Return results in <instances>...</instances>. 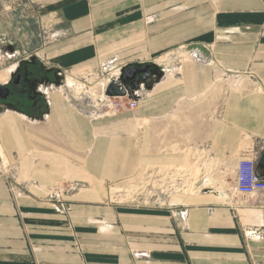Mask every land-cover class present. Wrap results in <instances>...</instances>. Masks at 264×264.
<instances>
[{
  "label": "crops",
  "instance_id": "1",
  "mask_svg": "<svg viewBox=\"0 0 264 264\" xmlns=\"http://www.w3.org/2000/svg\"><path fill=\"white\" fill-rule=\"evenodd\" d=\"M30 1L53 34L41 61L62 73L119 75L180 46L196 57L154 71L131 117L92 121L57 80L39 110L0 113V143L21 157L17 178L0 171V264H264V191H235L238 161L264 154V0ZM140 164L144 194L107 200L101 183ZM61 176L100 181L53 198Z\"/></svg>",
  "mask_w": 264,
  "mask_h": 264
},
{
  "label": "rangeland",
  "instance_id": "2",
  "mask_svg": "<svg viewBox=\"0 0 264 264\" xmlns=\"http://www.w3.org/2000/svg\"><path fill=\"white\" fill-rule=\"evenodd\" d=\"M52 35L53 34H50L43 24L41 17L38 14L36 4L32 3L30 0H0V72L5 73V71H7L9 78L14 65L21 59L28 58H33L32 63L35 67L40 64H45L47 66L45 59H42L41 61L40 52L41 49L52 40ZM187 51L190 50H187L186 46H180L176 50L151 58L150 60L145 59L138 63L125 64L117 71L120 73L121 69L130 66L143 70V67L150 64V62L151 64H155V68L158 71V68L162 69L163 64H166L167 61L174 60L177 63H180L181 61L194 59L188 55ZM59 72L62 74V79L59 82L60 86L56 87V90H59L62 93L70 106L87 114L92 121L103 120L105 118L131 117L134 109L138 105L139 99L133 98L132 96L129 97L127 94V96H109L105 94L104 88L110 83L112 74L114 75L116 73V71H112L110 67L107 68L103 65H99V67L78 73L70 71L65 73H62L61 71ZM155 73L157 72L155 71ZM225 73L227 72L221 70L218 75L219 77L226 79ZM151 75H147L142 80V83L147 82ZM223 78L221 80L218 78V82L221 81V86L226 85V81ZM119 97L124 98L120 99ZM131 100L136 101L134 107L131 106L133 103ZM134 138L138 141L137 131ZM152 153L160 154L163 153V151L152 150ZM190 154L193 159L196 158L195 151L191 150ZM19 158L21 157L16 152L10 154L7 153L0 143L1 172L8 174L13 179L17 178V173L19 172L18 167L21 162V159ZM189 168H193L187 170L195 174L194 166H189ZM180 169L181 167H178L175 172L179 173ZM184 169H186L185 166ZM152 172L153 167H150L148 164H140L132 176L118 181L102 182V185H100L103 187L107 200L124 202V204L131 205L132 203H135L136 194H138V192L144 194L143 189L147 188V180L153 176V174H151ZM220 177L221 181L224 182L225 178H227L226 169L224 172H220ZM70 179L71 178L67 176L59 177L48 188L49 192L54 189H60L61 192H66L64 189L70 184L77 183L78 186L76 185V188H81L84 185L90 186L92 182L89 181L91 180L95 181L96 179V183L97 181H100L97 180V178L78 182L71 181ZM105 197L103 200H105ZM141 199L145 200L144 203L147 204L146 200H148V197L142 196Z\"/></svg>",
  "mask_w": 264,
  "mask_h": 264
},
{
  "label": "flooded vegetation",
  "instance_id": "3",
  "mask_svg": "<svg viewBox=\"0 0 264 264\" xmlns=\"http://www.w3.org/2000/svg\"><path fill=\"white\" fill-rule=\"evenodd\" d=\"M32 62L33 58L21 59L14 65L10 77L2 84L7 89L5 97H0L2 110L35 112L36 109L42 108L41 85L60 81L62 74L55 68L45 67L43 64L35 67ZM154 71L155 69L150 66L143 69L141 74L146 77Z\"/></svg>",
  "mask_w": 264,
  "mask_h": 264
},
{
  "label": "built area",
  "instance_id": "4",
  "mask_svg": "<svg viewBox=\"0 0 264 264\" xmlns=\"http://www.w3.org/2000/svg\"><path fill=\"white\" fill-rule=\"evenodd\" d=\"M188 55H190L192 58L196 57V54L193 51H187ZM119 75H117L118 77ZM106 88V87H105ZM104 88V89H105ZM120 99H123L122 97H119ZM135 100V99H134ZM133 103L131 106L136 105V101L131 100ZM123 103V102H122ZM11 179H9V189L13 191ZM76 184H70L69 186L65 187L64 190L66 191H73L76 189ZM78 186V185H77ZM63 190V191H64ZM235 191L238 194L243 195H250L257 191H264V176L261 175L257 169V163L252 158H241L236 166V178H235ZM61 192L60 189H54L52 190L51 197H59V193ZM59 204L61 208L65 209V204L63 201L59 199ZM247 234L249 235H259V232L255 229H248Z\"/></svg>",
  "mask_w": 264,
  "mask_h": 264
},
{
  "label": "water",
  "instance_id": "5",
  "mask_svg": "<svg viewBox=\"0 0 264 264\" xmlns=\"http://www.w3.org/2000/svg\"><path fill=\"white\" fill-rule=\"evenodd\" d=\"M149 66H153L155 71L158 73L155 68V64H147L143 68L145 69ZM140 72H142V69L135 68L132 66L121 69L117 80H112L106 86L105 94L109 96H124L127 94L129 97H133V91L139 89L142 80L145 78V76ZM6 92L7 89H5L4 85H0V97H5V95L7 94ZM2 111L3 110L0 106V113ZM257 166L264 169V154L258 160Z\"/></svg>",
  "mask_w": 264,
  "mask_h": 264
},
{
  "label": "bare ground",
  "instance_id": "6",
  "mask_svg": "<svg viewBox=\"0 0 264 264\" xmlns=\"http://www.w3.org/2000/svg\"><path fill=\"white\" fill-rule=\"evenodd\" d=\"M109 63V62H108ZM105 64H107V63H105ZM1 79H4L3 77H0ZM112 80H117V74L115 75H113L112 74V77H111V79H110V82L112 81ZM133 94H134V92H133ZM127 96V95H126ZM124 98V97H123Z\"/></svg>",
  "mask_w": 264,
  "mask_h": 264
}]
</instances>
